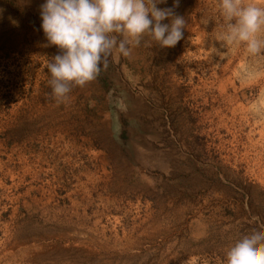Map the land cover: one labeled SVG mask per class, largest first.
<instances>
[{"label": "rangeland", "instance_id": "1", "mask_svg": "<svg viewBox=\"0 0 264 264\" xmlns=\"http://www.w3.org/2000/svg\"><path fill=\"white\" fill-rule=\"evenodd\" d=\"M44 2L0 0V264H226L264 231V56L222 46L219 0H180L174 48L57 104Z\"/></svg>", "mask_w": 264, "mask_h": 264}, {"label": "clouds", "instance_id": "2", "mask_svg": "<svg viewBox=\"0 0 264 264\" xmlns=\"http://www.w3.org/2000/svg\"><path fill=\"white\" fill-rule=\"evenodd\" d=\"M45 0L40 6L46 47L59 52L46 64L51 96L67 104L76 87L94 82L114 55L129 57L142 42L174 48L187 20L180 0ZM223 47L240 46L249 57L264 56V6L247 0H219ZM168 23H164V21ZM147 38V39H146ZM226 264H264V231H253L226 253Z\"/></svg>", "mask_w": 264, "mask_h": 264}]
</instances>
